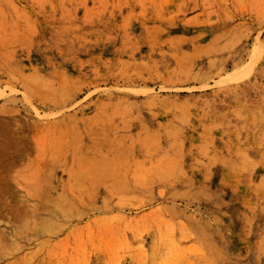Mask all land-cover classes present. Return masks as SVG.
<instances>
[{"label":"rangeland","instance_id":"rangeland-1","mask_svg":"<svg viewBox=\"0 0 264 264\" xmlns=\"http://www.w3.org/2000/svg\"><path fill=\"white\" fill-rule=\"evenodd\" d=\"M0 264H264V0H0Z\"/></svg>","mask_w":264,"mask_h":264}]
</instances>
